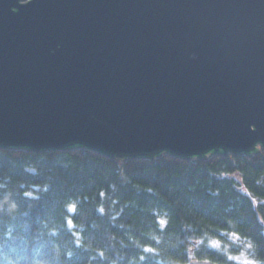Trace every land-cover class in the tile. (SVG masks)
<instances>
[{
  "label": "water",
  "instance_id": "95a60500",
  "mask_svg": "<svg viewBox=\"0 0 264 264\" xmlns=\"http://www.w3.org/2000/svg\"><path fill=\"white\" fill-rule=\"evenodd\" d=\"M0 147L264 150V0H0Z\"/></svg>",
  "mask_w": 264,
  "mask_h": 264
},
{
  "label": "trees",
  "instance_id": "16d2710c",
  "mask_svg": "<svg viewBox=\"0 0 264 264\" xmlns=\"http://www.w3.org/2000/svg\"><path fill=\"white\" fill-rule=\"evenodd\" d=\"M237 231L264 257V150L118 161L82 147H0V243L30 264H225ZM203 237L205 244L196 245Z\"/></svg>",
  "mask_w": 264,
  "mask_h": 264
},
{
  "label": "clouds",
  "instance_id": "9594fccd",
  "mask_svg": "<svg viewBox=\"0 0 264 264\" xmlns=\"http://www.w3.org/2000/svg\"><path fill=\"white\" fill-rule=\"evenodd\" d=\"M227 239L212 236L207 240V246L224 258L225 264H264V257L258 253L257 242L237 231L226 232ZM205 244L203 237L196 240V245ZM193 245L188 248L187 264H202L197 257ZM0 264H30L22 256H7L4 245L0 243ZM168 264H174L169 259ZM204 264H207L205 261Z\"/></svg>",
  "mask_w": 264,
  "mask_h": 264
},
{
  "label": "flooded vegetation",
  "instance_id": "af4514ba",
  "mask_svg": "<svg viewBox=\"0 0 264 264\" xmlns=\"http://www.w3.org/2000/svg\"><path fill=\"white\" fill-rule=\"evenodd\" d=\"M27 2V1H26Z\"/></svg>",
  "mask_w": 264,
  "mask_h": 264
}]
</instances>
